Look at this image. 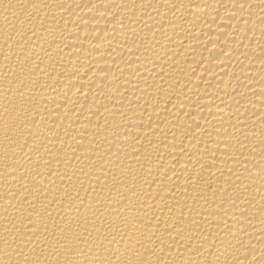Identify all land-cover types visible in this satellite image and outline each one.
I'll return each mask as SVG.
<instances>
[{
    "label": "bare ground",
    "instance_id": "bare-ground-1",
    "mask_svg": "<svg viewBox=\"0 0 264 264\" xmlns=\"http://www.w3.org/2000/svg\"><path fill=\"white\" fill-rule=\"evenodd\" d=\"M0 264H264V0H0Z\"/></svg>",
    "mask_w": 264,
    "mask_h": 264
}]
</instances>
